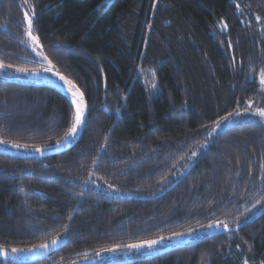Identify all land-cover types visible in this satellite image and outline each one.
Wrapping results in <instances>:
<instances>
[{"label": "trees", "instance_id": "trees-1", "mask_svg": "<svg viewBox=\"0 0 264 264\" xmlns=\"http://www.w3.org/2000/svg\"><path fill=\"white\" fill-rule=\"evenodd\" d=\"M0 62L12 66L0 70L8 145L59 144L75 112L71 96L8 69L59 72L89 103L68 152L0 154V248L68 229L48 256L0 264H68L188 229V242L98 264H264V213L251 222L264 210V0H0ZM218 223L228 229L197 235Z\"/></svg>", "mask_w": 264, "mask_h": 264}, {"label": "snow or ice", "instance_id": "snow-or-ice-1", "mask_svg": "<svg viewBox=\"0 0 264 264\" xmlns=\"http://www.w3.org/2000/svg\"><path fill=\"white\" fill-rule=\"evenodd\" d=\"M237 7H239V5H237ZM35 16V9L34 7L32 8V15L29 16L28 12L24 13V20H26L27 22V36L29 38V40H31L33 42V51H35V49L37 47L42 49V45L40 44V40L39 37L33 34V28H32V17ZM257 19L259 20L260 17H257ZM225 27H227V25H225ZM39 56H41L44 60L48 61V63L51 65V61L48 60V57L43 53V51L41 50L38 53ZM6 67H12L11 65H5L2 62H0V70H3ZM18 72H27L29 71L28 69H21V68H17L15 69ZM49 71H51V68L48 69ZM57 76H59L60 80L64 82L65 85H67V90L68 92L71 93L72 96V103L75 105V112H74V117H73V121H72V126L71 128L68 130V132L65 134V139H67L69 136H74L77 132V129L79 127H81L84 124V118H85V112L87 109V104L84 98V93L82 91H80V89L77 87L76 84H74L71 80L67 79L65 76L61 75L59 72L56 73ZM260 83L261 85H264V69L261 70L260 73ZM151 84V88H156V83H155V75L153 74V80L150 82ZM256 115L260 116L261 118H264V108H258L256 109L255 112ZM236 115H240L239 112L236 113ZM219 126V125H218ZM0 143L2 144H6L8 143V141H4V140H0ZM59 143V141L57 142ZM15 148H29V145L26 144H13L12 145ZM38 152H43L42 148H36L35 149ZM208 228H213V227H223L224 229H228V225L227 224H216V225H208ZM239 227V225H237V228ZM68 229L65 228V232H67ZM194 229H188L187 232H176L173 233L172 236L170 237H164V236H160L158 239H153V240H146L143 241L141 243H137V244H132V245H128L127 247L133 248V249H141V248H153L159 244H161L165 239H179L185 235H190L194 232ZM61 239L62 237L57 236L53 239H51L49 242L40 244L37 246L38 249H43V250H48L50 248H55L58 247L61 243ZM37 250L36 248L34 249H28L27 251H35ZM25 251L24 249H12L13 253H19V252H23ZM108 251H115L114 249H109ZM0 254H3L5 256V258L7 257V249L4 248H0ZM244 264H248V260L245 259Z\"/></svg>", "mask_w": 264, "mask_h": 264}, {"label": "water", "instance_id": "water-1", "mask_svg": "<svg viewBox=\"0 0 264 264\" xmlns=\"http://www.w3.org/2000/svg\"><path fill=\"white\" fill-rule=\"evenodd\" d=\"M56 73L57 72H49L48 78L44 81H26V80H19V79H9V81H14V82H17L20 84H25V85L49 87V88H52V89L57 90V91H61L65 94L71 96V93L68 92V90H67V85H65L64 82L60 80L59 76H57ZM61 75H63V74H61ZM63 76H65V75H63ZM67 79H69V78H67ZM69 80H71V79H69ZM80 91H81V89H80ZM84 98H85V101L87 104V109H86L85 118H84V124L77 129V132L74 136H71L70 138H68L67 140H65L59 144H56V145H53L50 147L42 148L43 149L42 153L36 151L35 149L15 148L11 145L0 143V154L8 155V156L16 157V158L44 160L46 158H49V157H52L55 155L66 153L69 150L73 149L75 146H77L81 142V140H82V138L86 132L87 121L89 118V103H88L85 95H84ZM238 112L240 113V115H242L243 113L247 112V109H244V110H241ZM236 113L233 114V116L230 118V120H235L237 117L240 116V115H236ZM193 167H194V165H191L187 169L186 174H188L192 170ZM174 186L175 185H172V187H174ZM141 199L145 200L147 198H141ZM263 213H264V210L255 214L251 218V222L258 219ZM120 248H124V247H120ZM120 248H111V249H114L115 251H117ZM4 249H7V248H4ZM108 250L109 249L103 250V251H101V252H99V253L91 256V257L79 259V260L73 261V262L68 263V264H98V263H101L102 261H104L105 255H107L108 253L115 252V251H108ZM7 252H8V254H7L6 258L3 254H0V258L4 259L5 261L16 260V258L11 253V251H9V249H7Z\"/></svg>", "mask_w": 264, "mask_h": 264}, {"label": "rangeland", "instance_id": "rangeland-1", "mask_svg": "<svg viewBox=\"0 0 264 264\" xmlns=\"http://www.w3.org/2000/svg\"><path fill=\"white\" fill-rule=\"evenodd\" d=\"M8 71L10 72L9 74H10L11 78H13V79L26 80V81H44L48 78V73H47V70L45 68H41L37 71H27V72H18V71L10 70V69H8ZM232 121L233 120H231V121L227 120L225 122H232ZM225 122H223V123H225ZM218 125L216 126L217 129L223 127L222 123L218 124ZM213 225H216V224H213ZM224 230H226V229H224L223 227L208 228L206 226V227H203L202 229H200L198 231L197 235L205 236L207 234H212L214 232L224 231ZM194 234L195 233L191 234L190 236L185 235L179 239H171V240L165 239L161 244H159V245H157L151 249L145 247V248H141V249L137 250V249H133V248L128 247L126 250H122L119 252L117 251L114 254H112L111 256H107V258H108V261H110V262H119V261L131 260V259L138 258V257L153 255V254L159 253L163 250H166V249L174 246L175 244L177 245V244H182V243L188 242L191 238H193L195 236ZM58 236L62 237V239H61L60 245L58 247H55V248H50L48 250L38 249L37 246L40 245V244H38V245L30 246V247H12V248H9V251H11V253L14 255V257L17 260H21V261H28V260L43 258V257L48 256L49 253H51L52 251L57 250L67 239L66 232H63L62 234H60ZM53 238H55V237H53ZM156 239H158V238H156ZM50 240H48L46 242H49ZM46 242H43V243H46ZM43 243H41V244H43ZM139 243H141V242H139ZM134 244H137V243H134ZM34 248H36L37 250L27 251L28 249H34ZM12 249H24L25 251L19 252V253H13Z\"/></svg>", "mask_w": 264, "mask_h": 264}, {"label": "flooded vegetation", "instance_id": "flooded-vegetation-1", "mask_svg": "<svg viewBox=\"0 0 264 264\" xmlns=\"http://www.w3.org/2000/svg\"><path fill=\"white\" fill-rule=\"evenodd\" d=\"M262 211V210H261ZM260 212V211H259Z\"/></svg>", "mask_w": 264, "mask_h": 264}]
</instances>
